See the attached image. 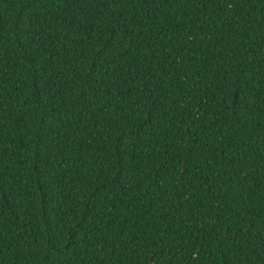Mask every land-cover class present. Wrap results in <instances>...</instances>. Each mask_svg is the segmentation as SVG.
Here are the masks:
<instances>
[{"label": "trees", "instance_id": "16d2710c", "mask_svg": "<svg viewBox=\"0 0 264 264\" xmlns=\"http://www.w3.org/2000/svg\"><path fill=\"white\" fill-rule=\"evenodd\" d=\"M0 264H264V0H0Z\"/></svg>", "mask_w": 264, "mask_h": 264}]
</instances>
